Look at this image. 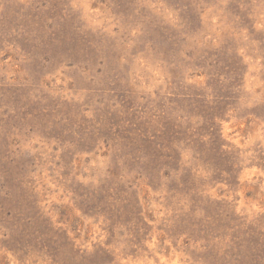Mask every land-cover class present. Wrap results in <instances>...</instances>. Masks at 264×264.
Here are the masks:
<instances>
[{
    "label": "rangeland",
    "instance_id": "rangeland-1",
    "mask_svg": "<svg viewBox=\"0 0 264 264\" xmlns=\"http://www.w3.org/2000/svg\"><path fill=\"white\" fill-rule=\"evenodd\" d=\"M0 264H264V0H0Z\"/></svg>",
    "mask_w": 264,
    "mask_h": 264
}]
</instances>
